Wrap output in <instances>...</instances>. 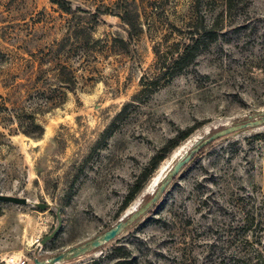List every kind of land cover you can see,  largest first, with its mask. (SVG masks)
Instances as JSON below:
<instances>
[{"label":"rangeland","instance_id":"rangeland-1","mask_svg":"<svg viewBox=\"0 0 264 264\" xmlns=\"http://www.w3.org/2000/svg\"><path fill=\"white\" fill-rule=\"evenodd\" d=\"M208 29L215 41L193 63L142 88L157 75L154 52L169 58ZM263 111L264 0H0V198L26 201L0 199V264L96 238L205 131ZM57 213L58 234L40 246ZM256 249L264 126L207 145L145 216L60 264H220Z\"/></svg>","mask_w":264,"mask_h":264},{"label":"water","instance_id":"water-1","mask_svg":"<svg viewBox=\"0 0 264 264\" xmlns=\"http://www.w3.org/2000/svg\"><path fill=\"white\" fill-rule=\"evenodd\" d=\"M261 126H264V111L258 114L248 116L247 120L245 121L233 124L228 127H223L222 129L216 130L214 132H211V130L205 131L204 136L198 137L193 146L189 148V150L186 151L184 155L181 156L174 163V165L170 168V170L160 182L158 188L150 195H147L149 196V198L146 201H143L142 199V201L138 203L135 207H133L131 210H126L123 216L112 228L80 246L74 247L68 251L62 252L46 260H39L37 258H34L32 260V263L60 264L84 256L94 250L99 249L102 245L111 242L124 230L136 223L140 218H142L149 211H151V209L156 205L161 194L165 191L166 187L170 184L173 178L178 176V174L183 170V168L192 161V159L200 152V150L205 148L207 145L231 134L237 133L239 131H244L250 128H258ZM0 199L12 203L26 204L25 200H19L13 197H3ZM37 206L41 210H44L46 208V206L43 204H38ZM57 222L58 224L56 228L40 241V246H43L47 242L53 240L58 234L61 227V218L58 213Z\"/></svg>","mask_w":264,"mask_h":264},{"label":"trees","instance_id":"trees-1","mask_svg":"<svg viewBox=\"0 0 264 264\" xmlns=\"http://www.w3.org/2000/svg\"><path fill=\"white\" fill-rule=\"evenodd\" d=\"M60 1L61 0H54V3L59 4ZM214 35H215L214 32L209 29L203 30V32L201 33L200 32L195 33V36L191 37L189 39V42L183 48H177L169 58L161 59V56L159 57V53L154 52L155 58L159 60L158 66L156 68L157 70L155 72L157 75L152 79L151 82H146V84H143V80H142V84H140L142 88L144 90L151 89V92L156 91L160 87L159 81H164V83H168L171 78H173L176 75H179L182 72V70H184L185 67L188 66L189 63H193L196 60L199 53L203 49H205L209 44L215 41ZM166 75H171V76H168L169 78H162V77H166ZM4 110L6 111L7 108H4ZM14 119H19L18 115ZM31 125L32 126L29 127L38 129V132L36 136H34V138L39 137L42 134L41 126L35 124L34 122L31 123ZM23 133L28 136L31 135L28 131H25ZM202 150H200V152ZM195 157L192 159V161L195 159ZM131 200L132 198H129L128 202H131ZM126 206L127 208L129 207L128 205ZM226 207L227 206L221 205L219 210L222 211ZM238 221L243 225H245L248 222L246 214H244L242 220H238ZM245 243L248 244L247 241ZM223 255L224 258L222 259L220 264H264V249H256L254 254H249L248 251L240 250V251L230 252L229 254L224 253Z\"/></svg>","mask_w":264,"mask_h":264},{"label":"built area","instance_id":"built-area-1","mask_svg":"<svg viewBox=\"0 0 264 264\" xmlns=\"http://www.w3.org/2000/svg\"><path fill=\"white\" fill-rule=\"evenodd\" d=\"M30 262L32 260L24 256L12 255L5 259L3 264H29Z\"/></svg>","mask_w":264,"mask_h":264},{"label":"bare ground","instance_id":"bare-ground-1","mask_svg":"<svg viewBox=\"0 0 264 264\" xmlns=\"http://www.w3.org/2000/svg\"><path fill=\"white\" fill-rule=\"evenodd\" d=\"M195 142H196V141H195ZM195 142H194V143H195ZM194 143H193V144H194ZM193 144H192V146H193ZM192 146H191V147H192ZM155 183H156V182L152 183V185L150 186V188H149L148 190H150L151 187L155 185ZM158 186H159V185H158ZM157 188H158V187H157ZM157 188H156V189H157ZM152 192H154V191H152ZM152 192H151V193H152Z\"/></svg>","mask_w":264,"mask_h":264}]
</instances>
